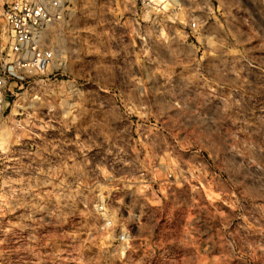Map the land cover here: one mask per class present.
<instances>
[{
	"label": "rangeland",
	"instance_id": "1",
	"mask_svg": "<svg viewBox=\"0 0 264 264\" xmlns=\"http://www.w3.org/2000/svg\"><path fill=\"white\" fill-rule=\"evenodd\" d=\"M61 3L0 123V264H264V0Z\"/></svg>",
	"mask_w": 264,
	"mask_h": 264
},
{
	"label": "built area",
	"instance_id": "2",
	"mask_svg": "<svg viewBox=\"0 0 264 264\" xmlns=\"http://www.w3.org/2000/svg\"><path fill=\"white\" fill-rule=\"evenodd\" d=\"M64 11L61 0H0V123L9 118L20 85L52 66L54 51L44 46L41 33Z\"/></svg>",
	"mask_w": 264,
	"mask_h": 264
},
{
	"label": "bare ground",
	"instance_id": "3",
	"mask_svg": "<svg viewBox=\"0 0 264 264\" xmlns=\"http://www.w3.org/2000/svg\"><path fill=\"white\" fill-rule=\"evenodd\" d=\"M59 21V20H58ZM57 21H55V22H53V23H56ZM53 23H51V24H48V25H46L45 26V28L43 29V31H42V33H41V39H42V42L43 41H47V40H49V39H54V40H56V38H57V36H58V34H57V32L55 31V30H52V24ZM55 29V28H54ZM58 31V30H57ZM53 38H52V37ZM4 125L2 124V126L1 127H3Z\"/></svg>",
	"mask_w": 264,
	"mask_h": 264
}]
</instances>
